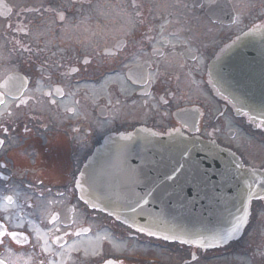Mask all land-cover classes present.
<instances>
[{
    "label": "flooded vegetation",
    "instance_id": "obj_1",
    "mask_svg": "<svg viewBox=\"0 0 264 264\" xmlns=\"http://www.w3.org/2000/svg\"><path fill=\"white\" fill-rule=\"evenodd\" d=\"M262 28L264 0H0V264H264V198L241 238L199 250L139 236L76 189L104 138L138 128L264 169V128L207 78Z\"/></svg>",
    "mask_w": 264,
    "mask_h": 264
},
{
    "label": "water",
    "instance_id": "obj_2",
    "mask_svg": "<svg viewBox=\"0 0 264 264\" xmlns=\"http://www.w3.org/2000/svg\"><path fill=\"white\" fill-rule=\"evenodd\" d=\"M238 55L219 63L218 74H212L214 82L220 77L226 87H233L231 66ZM246 109L250 118L264 121V36L247 37ZM139 145L147 158L140 161L143 171L120 181L108 193L100 191L103 197H93L95 205L118 212L122 221L147 234L172 235L187 244L214 246L240 233L248 199L262 193L253 187L264 189L263 172L242 168L235 156L215 145L177 135H152L109 143L104 147L108 152L95 153L86 168L93 181L120 152ZM141 202L152 205L144 208L151 214L144 213Z\"/></svg>",
    "mask_w": 264,
    "mask_h": 264
},
{
    "label": "rangeland",
    "instance_id": "obj_3",
    "mask_svg": "<svg viewBox=\"0 0 264 264\" xmlns=\"http://www.w3.org/2000/svg\"><path fill=\"white\" fill-rule=\"evenodd\" d=\"M256 147H257V149H258L259 151H261L262 153H264L263 149H262L259 145H257Z\"/></svg>",
    "mask_w": 264,
    "mask_h": 264
}]
</instances>
